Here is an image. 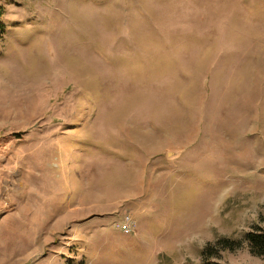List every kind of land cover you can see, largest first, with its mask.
I'll list each match as a JSON object with an SVG mask.
<instances>
[{
    "label": "rangeland",
    "instance_id": "rangeland-1",
    "mask_svg": "<svg viewBox=\"0 0 264 264\" xmlns=\"http://www.w3.org/2000/svg\"><path fill=\"white\" fill-rule=\"evenodd\" d=\"M0 21V264H264V0Z\"/></svg>",
    "mask_w": 264,
    "mask_h": 264
},
{
    "label": "trees",
    "instance_id": "trees-1",
    "mask_svg": "<svg viewBox=\"0 0 264 264\" xmlns=\"http://www.w3.org/2000/svg\"><path fill=\"white\" fill-rule=\"evenodd\" d=\"M4 33V24L0 21V37ZM252 255L260 257L264 255V233H252L247 236ZM207 256V251L204 254ZM207 259V258H206ZM206 264H211L207 262Z\"/></svg>",
    "mask_w": 264,
    "mask_h": 264
},
{
    "label": "built area",
    "instance_id": "built-area-1",
    "mask_svg": "<svg viewBox=\"0 0 264 264\" xmlns=\"http://www.w3.org/2000/svg\"><path fill=\"white\" fill-rule=\"evenodd\" d=\"M130 221L129 219L126 217L124 218V223L122 225H119V229H121V232L124 233V234H128L129 231H130Z\"/></svg>",
    "mask_w": 264,
    "mask_h": 264
}]
</instances>
